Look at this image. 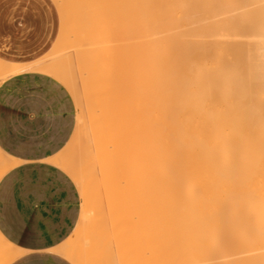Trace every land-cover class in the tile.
Listing matches in <instances>:
<instances>
[{
    "label": "bare ground",
    "instance_id": "bare-ground-1",
    "mask_svg": "<svg viewBox=\"0 0 264 264\" xmlns=\"http://www.w3.org/2000/svg\"><path fill=\"white\" fill-rule=\"evenodd\" d=\"M8 1L12 0L0 3ZM130 1L68 0L67 20L61 29L88 30L82 50L90 68L100 69L105 98L101 93L98 96L111 99L122 93L131 95L133 101L130 108L138 155L134 164L102 156L105 147L117 150V136L110 128L115 119L108 116L103 120L106 130L82 143L80 158L85 157L81 154L85 151V160L65 167L84 185V208L93 211L95 217L85 228L98 241L89 234V244L90 239L92 244L97 242L93 245L99 244L100 224L115 216L117 231L104 240H117L119 248L129 241L136 247L132 249L130 243L126 246L134 254L138 251V257L143 256L144 263L138 258L139 264H157L163 259L167 260L160 264H264V38L252 37L254 29L264 28L263 15H254L264 0L259 1L257 9L252 7L256 6L254 0H249L252 5L248 0ZM115 4L128 12L127 17L109 14ZM249 13L252 21L246 23ZM241 14L248 16L243 25L235 22ZM117 16L123 22L113 19ZM92 24L97 33L92 31ZM108 24L110 29L115 27L111 33ZM101 27L102 32L97 30ZM80 35L75 38L79 44ZM98 39L104 42L102 49L96 44ZM26 71L15 63L8 77ZM60 78L67 80L69 74ZM90 89L85 93L89 98L93 97ZM127 118L128 112H122L116 122ZM95 122L90 129L98 130L101 122ZM92 172L100 173L97 185L90 182ZM131 181L135 183L124 195L127 203L116 211L111 205L104 208L100 201L92 207L90 197L96 186L108 191L105 198L110 199L109 195L116 197V189ZM135 219H140L135 225L142 223V228L145 224L144 230L135 228V222L130 224L133 229H123L127 221ZM161 229L167 230V235ZM135 232L140 233L136 236ZM74 245L67 253L75 250ZM7 248L0 244V259L8 255ZM169 249L166 258L164 253ZM93 251L79 246L75 259L83 262L87 255L97 256L99 250ZM142 251L151 252L146 258L154 260L145 261L148 254L140 256ZM116 254L102 259L103 263L119 262Z\"/></svg>",
    "mask_w": 264,
    "mask_h": 264
},
{
    "label": "crops",
    "instance_id": "crops-1",
    "mask_svg": "<svg viewBox=\"0 0 264 264\" xmlns=\"http://www.w3.org/2000/svg\"><path fill=\"white\" fill-rule=\"evenodd\" d=\"M56 32L47 0L0 3L1 60L41 59ZM54 76L76 97L74 78L54 72H23L0 83V244L8 247L0 264H72L68 257L81 263L65 248L80 219L72 178L79 181L57 159L75 135V102Z\"/></svg>",
    "mask_w": 264,
    "mask_h": 264
},
{
    "label": "rangeland",
    "instance_id": "rangeland-1",
    "mask_svg": "<svg viewBox=\"0 0 264 264\" xmlns=\"http://www.w3.org/2000/svg\"><path fill=\"white\" fill-rule=\"evenodd\" d=\"M47 1H48L50 6L51 5L53 6L54 14L56 15V23H57V32L56 33L57 34H56V38H55V40L53 42V46L45 55H43V57L41 59H34V60L27 61L24 64H22V63H20V64L22 65V68H26L28 70L26 72L35 71L34 69H49V71H36V72H48V73L54 72L55 74L59 75V77H60L61 74L68 73L69 74V80H73L72 78H74L73 83L75 85L74 92L76 94V97H74V95L72 93V90L70 89V87L68 85H66L64 82H62L58 77L54 76V77L57 78V80H59L62 84H64L67 87V89L71 93L72 97L74 98L75 113H76V131H75V135H74L69 147L66 149V151L64 153L65 157L64 158H57L58 159V165H60L63 168L64 165L72 163L74 161L73 158H75L77 160L79 159L78 163H77V160H76V162H75L76 164L81 163L82 159L80 158V147H81L82 143L86 144V141H89L92 136L97 135L98 132L101 133L103 130H106V125L104 124L103 120L106 119L108 116H111V117H113L115 119L114 124L110 128L117 136V150L115 151L112 147H105V148L102 149V153H101L102 156L105 157L107 160H113L114 159L116 162H120L122 164H123V162H122L123 160L125 161V164H127V163H131V164L133 163L134 164L135 161L138 159V155H137L136 138L134 136V119H133L134 112L132 111L133 109L130 108L132 103H133L131 95L118 93L116 95V97H113L111 99L107 98L108 100L104 99L105 98V95H104V90H105L104 87L105 86H104L103 83H101L102 82V77H101V73L99 71L100 69H96L95 67H94L95 69L93 67L90 68V66L88 64V58H86L87 54L85 53L84 49H83L84 53H83V50H82V48H83L82 45L85 43V41L87 40V37H88L87 36L88 30L86 31V30H84V28H81V29H79L76 32L75 31H71V30H69L67 32L66 31L63 32L61 29H62V24L64 23V20H67L66 19L67 18L66 17V12H65L66 10L65 9H66V4H67L68 0H47ZM124 1L127 2L128 0L127 1L124 0ZM207 1L208 0H205L204 2H207ZM255 1L256 0H254L252 2V0H250V2H252V4L253 3H254V5L256 4L255 7L252 6L254 9L260 4V2H259L260 0H257V2H255ZM115 2H116V0H115ZM222 2H225V1H222ZM247 2L250 3L249 0ZM112 4L114 6V1L112 2ZM116 4H117V2H116ZM116 4H115V8L116 9L114 8L116 12L114 11V9L111 6H109V7L112 8L111 12L114 11L112 13L110 12L109 14L112 15V14L116 13V15H118V16L124 14L123 17H122L123 19L125 17H127V16H125V14L127 15L128 12L125 9H123L122 7H120L119 5L117 6ZM132 4H129L128 6H130L132 8V6H131ZM133 5H135V2H134ZM243 5L247 6V3L245 2V4L243 3ZM240 6H242V3H241ZM119 7H120V10L122 8V10H124V11L121 10L122 11L121 12L119 10ZM78 8L81 9L82 6L78 7ZM124 8L127 9L126 6ZM131 8H129L128 10H130ZM257 8H256L257 12L258 11L259 12L255 13L254 15H256L257 17H258V15H260L261 17L263 15V17H264V3H261L260 6H258ZM134 9H135V6H134ZM109 10H108V12H109ZM118 10H119V12H117ZM132 10L133 9H131V11ZM131 11H129V12H131ZM262 11H263V13H262ZM118 13H122V14H118ZM108 16H110V15L107 14V18H108ZM118 16L114 17L113 19L114 20L118 19L117 21H119V19H120V21L123 22L122 21L123 19L119 18ZM248 16H249V18H248ZM248 16H247L248 20L246 21L247 18L244 17V15L241 14L239 16L238 20H236L235 22L238 24L237 21H240L239 25L245 24V21H246V23H249L250 21H252V20H250L251 19L250 18V13L248 14ZM243 17L245 19H243ZM251 17H252V15H251ZM263 17H262V20H264ZM221 18L222 17H220L219 20H221ZM110 19L112 20V18H110ZM242 19H243V21H242ZM121 22H119V23H121ZM103 23H105V21H103ZM106 23H107V21H106ZM94 25L92 24V27L90 26L91 28H93L92 31H94V29H95ZM100 26H101V23H100ZM109 26H111V25L108 24V26H107L110 29L111 27H109ZM90 27H89V29H90ZM97 27H99V25H97ZM102 27H103V25H102ZM102 27L98 28V29L96 28V29L99 30L100 32H102L101 31ZM104 27H106V26H104ZM108 28H106L107 31L109 30ZM113 28H115V27H112V29ZM257 28H256V30L254 29V31H253L254 33H252L253 39L254 38L262 39L261 38L262 36L264 38V28L263 27H261V28L257 27ZM112 29H110L108 32L111 33ZM262 29H263V31H262ZM104 30L105 29H103V31ZM258 30H260V32H256ZM99 31H98V33H100ZM94 32H96V30ZM79 34H81L79 36V38L82 37V38H80V44L81 45L76 40L78 38L76 35H79ZM64 38L66 40H63ZM83 41H84V43H83ZM102 42H103L102 40L98 39V41L96 43V44H100L101 45L100 46L101 49L103 48V44H104V42L103 43ZM95 46H93V47H95ZM100 47L98 46V48H99L98 51H100ZM94 49L96 51V48H94ZM95 51H93V52H95ZM78 52H79V54H78ZM80 52L82 54H80ZM79 55L81 56L80 59H79ZM83 58H86L85 59L86 61H84ZM15 63H19V62H17V61H6V60L4 61V60L0 59V83L2 81H4V79L7 78L9 76V74H11L12 68L14 67ZM89 87L92 88L90 90L92 91V94H93V97H90V98H89L88 94H85L87 88L89 89ZM94 88H96V90ZM90 90H89V92H90ZM89 92H87V93H89ZM99 93H101L104 96V98L102 97L101 94L98 96ZM84 96H85V98H84ZM122 112L125 113V114H126V112H128V118L125 119V120H121V121H119L117 123L116 122L117 118H118V116L122 115ZM89 119H90V121L92 120V122L88 123ZM95 119H97V120H99L101 122L100 125H98V130L97 129H93V128L90 129L91 127H93V126H95L97 124L95 122ZM90 123H91V126H90ZM86 125L87 126L89 125V126L87 127ZM78 148H79V151L76 152V150H78ZM82 148L84 149L83 145H82ZM83 155L85 157L87 156V154H83ZM78 156H79V158H78ZM80 168H82V167H80ZM99 175H100V173H96L95 172V174H94V172H92V174L90 175V182L92 184H94V185H97L99 183V180H98ZM80 176L81 177L83 176L82 173H80ZM72 180L74 181L75 187H76V189H77V191L79 193V196H80V219L78 221V224H77V227H76V231L74 233L73 238L70 241L67 242L65 248L67 249L69 246L74 244V242H75L74 246L76 247V248L74 247L75 248V253L78 250L79 246L81 247L82 245H84V247H86V250H87V248H89V249H92V250L94 249V251H96L99 248L98 249L99 251L97 250L98 252L96 251L97 253H95V254H98L97 255L98 257L97 256H91L90 258H87V256L91 255V253H89L91 250H88L89 255H87L88 254L87 253L86 254L87 256H85V258H84V261L82 262V260H81L80 264H86V263L87 264H94V263H92L95 260L94 258L97 259L95 261V264H97V262L100 264L101 260L105 259V257H109L112 253L116 254L115 251L118 252V255L116 254V256H118L117 259L119 260V262L112 260V261H108L109 262L108 264H136L137 261H138V264H139L140 263L139 262L140 259H141L140 261H142L144 263V261L142 259V257H143L142 255H144L145 253L148 254V255L145 256V259H144L145 261H147L148 258H149L148 256H151V252L148 253L147 251H145V252L142 251L140 253V256H142V257H138V255H139L138 251H137V253L135 252V254H134L133 251L130 250L129 246H126L128 243H130L129 241L127 243L126 240H123L124 243L125 242L127 243L125 246L123 245L124 243L122 241L123 244L122 243L121 244L123 245L124 248H119L120 246L118 247V245L116 243L117 240H114L113 238H110L108 240V242H105L104 239H106V241H107L109 236L111 237V235H113V233H116V231H117L116 229H114L115 223L117 222V221L113 220L115 216L113 218H112V216H110L111 220L109 219V217H108V219L105 218L103 220L102 224H100V228H99L100 229L99 230L100 233H98V236L100 237V239H99V244L100 245L99 244L98 245L97 244L93 245L94 243H97L96 241L93 244L91 243L92 239H93V241L96 239V237L95 238L93 237L95 234L92 236V234L87 233V231H86L87 227L85 228V226H89V223H90L91 219L94 217V214H93V211L91 213L89 210L86 211V209L84 208V207H86V205H84L86 201H85L84 196H83V193H84V187L83 186L84 185L82 186L79 182L75 181L73 178H72ZM134 183H135L134 181H131L128 184L124 183L120 188L116 189L117 190L116 197L113 196V198H111L110 195L108 196L110 199L105 198V196L107 197V195H106L107 193L106 192H108V191H102L103 189H101L100 187L96 186L97 190L95 192H93L92 193L93 195L90 197V201L92 203V207H93V204H94V207H97L96 203H98L100 201L101 205L104 206V208L107 209L108 208L107 205H111V206L114 207L113 210L116 211V209H118L120 206H123L124 202L127 203L125 201V199H124L125 192L127 191L128 187L132 186ZM100 190L103 193H102V195H98L97 196L98 191H100ZM110 192H113V190L110 191ZM137 219H135V221L134 220L133 221L132 220L127 221L128 223L124 225L125 228L123 227V229L129 228V227H131V229H133L130 224H133L134 222L135 223L133 225H135L136 223H139L138 221L140 219L138 221H137ZM144 219H146V218L144 217ZM107 220H108V222H106ZM141 222H143V221L141 220L140 223ZM116 225H118V224H116ZM140 225L142 226V223ZM140 225H135V228H136V226L140 227ZM144 225L145 224L143 223V227L145 228ZM143 227L142 228L140 227V229H143ZM116 228L118 229V227H116ZM135 228H134V231H137V229H135ZM154 228H152V229H154ZM126 230H124V234L125 235H126V232H125ZM128 230H130V228ZM152 231H154V230H152ZM166 231L167 230H164L163 233L166 234L167 233ZM131 232H133V231H131ZM154 232L156 233L157 231L155 230ZM137 233H140V232H137ZM137 233L136 234L133 233V234L137 236L138 235ZM147 233H149V232H147ZM89 234H90L91 237L89 236ZM153 234L154 233L152 232V235ZM88 236H89V238L93 237L92 239H90V244L92 245V247L90 246V244L88 242L89 241L87 239ZM144 237H145V235H144ZM152 237L155 239L154 235L151 236V238ZM157 238L159 239V237H156V239ZM122 239H123V237H122ZM96 240L98 241V239H96ZM70 242H72L71 245H69ZM102 245L105 246V247H103ZM128 245H132V244L130 243ZM93 246H96V247H93ZM126 247H128V249ZM134 247H136V246H134ZM134 247H133V245L131 246L132 249H134ZM163 247H165V246H163ZM100 248H102V249H100ZM118 248H119V251H121V250L122 251L119 252ZM136 249H135V251H136ZM160 249H161V251L164 250V249H162V246H161ZM170 250L171 249H169V251L165 250L166 252L163 251V252H161V254L165 252L164 254H166V258H167V256L170 254ZM149 251H151V249ZM93 252H92V254L95 255ZM122 252H125V253H123V256H121ZM167 252H169V253H167ZM119 253H120V256L122 258L121 257L119 258ZM152 253L153 254H158V253H160V251L156 252V253H154V252H152ZM99 255L103 256V258L100 257ZM133 256L136 259L132 258ZM146 257H148V258H146ZM91 258H93V259H91ZM98 258H101V259L98 260ZM138 258H139V260H137ZM160 259H163V258H160ZM68 260L72 264H74L72 262V260L70 259V257H68ZM134 260H137V261L134 262ZM151 260H154V259L151 258ZM151 260L149 259L148 261H150V263H151ZM166 260L163 259V260H160V261L161 262L162 261L165 262ZM86 261H88V262H86ZM159 262L157 264H160ZM101 264H104L103 260H102ZM147 264H149V263H147ZM152 264H154V262ZM166 264H168V263H166Z\"/></svg>",
    "mask_w": 264,
    "mask_h": 264
}]
</instances>
